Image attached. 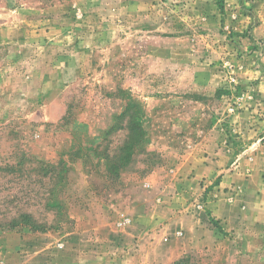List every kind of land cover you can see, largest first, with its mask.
<instances>
[{"label":"rangeland","instance_id":"374dc122","mask_svg":"<svg viewBox=\"0 0 264 264\" xmlns=\"http://www.w3.org/2000/svg\"><path fill=\"white\" fill-rule=\"evenodd\" d=\"M261 95L264 0H0V264H133L180 213L225 246L175 261L264 264Z\"/></svg>","mask_w":264,"mask_h":264},{"label":"crops","instance_id":"0c3cea01","mask_svg":"<svg viewBox=\"0 0 264 264\" xmlns=\"http://www.w3.org/2000/svg\"><path fill=\"white\" fill-rule=\"evenodd\" d=\"M257 98L259 99L258 95ZM260 106L264 109V101L260 102ZM257 147L264 149V141H261ZM254 160H256V157ZM257 169L258 166H255L249 171H246L248 178L244 181L240 178V175L243 173L242 169H240L238 174H231L233 179L236 176L238 182H240L236 185L238 192H243V188L246 187L247 189L251 188L254 192L260 190L264 193V181L257 178ZM233 179H230L229 175H224L222 183L228 184V181ZM245 191L246 189H244V192ZM168 210V207H164L163 211L166 212ZM207 211L211 216H215V220L220 219L219 224L228 228L227 230L235 229L242 220V217L239 216V209L232 204L226 205L222 202L219 203V201H213L207 205ZM158 220H160V218H158ZM158 220H155V222H158ZM178 230L183 231L182 237H177L175 235ZM154 233V238L156 240L150 242V250H143L141 252L139 250V253L135 255L133 264H171L187 252L193 250L203 251L205 249H213L214 247L218 248L221 242L223 246H225L222 241L224 239L220 238L213 228L211 229L206 226L205 220L186 213H180L161 228H157ZM165 234L170 236L168 241H162L163 238H160V236L163 237ZM147 239H149V237H147ZM145 242H142L141 245H144ZM158 246L163 247L159 252Z\"/></svg>","mask_w":264,"mask_h":264},{"label":"trees","instance_id":"16d2710c","mask_svg":"<svg viewBox=\"0 0 264 264\" xmlns=\"http://www.w3.org/2000/svg\"><path fill=\"white\" fill-rule=\"evenodd\" d=\"M12 226H15V224H13ZM31 226H33V225H31ZM173 264H188V263H187V259L181 258V259L175 261Z\"/></svg>","mask_w":264,"mask_h":264}]
</instances>
